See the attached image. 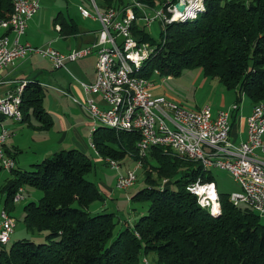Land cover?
<instances>
[{"label":"trees","instance_id":"16d2710c","mask_svg":"<svg viewBox=\"0 0 264 264\" xmlns=\"http://www.w3.org/2000/svg\"><path fill=\"white\" fill-rule=\"evenodd\" d=\"M88 1V0H87ZM99 10H120L127 0H93ZM160 7L165 0H136ZM193 18L170 21L160 27L158 39L133 21L132 36L153 46L142 62L140 76L178 75L183 69L199 68L214 77L225 90L252 104L264 102V0H199ZM13 0H0V18L9 16ZM135 16L139 12L134 9ZM59 32L72 33L74 22L57 13ZM4 31L3 34H5ZM1 34V33H0ZM43 89L26 82L21 94V120L27 111L46 129L50 119L41 105ZM134 131L94 127L91 143L96 154L117 163L139 160L144 186L129 201L147 202L131 226L113 235L116 224L111 212L91 213L89 204L102 201L95 182L85 176L91 170L87 155L76 149L59 150L31 165L30 170L11 169L2 186L3 209L21 185L41 192L37 200L22 206V223L30 234L44 233L43 240L28 238L0 244V264H264V224L245 205H233L228 193L216 192L219 211L201 208L185 186L197 177L212 182L194 161L161 147H150L139 156ZM6 211V210H5ZM7 212V211H6ZM147 264V261H146Z\"/></svg>","mask_w":264,"mask_h":264},{"label":"built area","instance_id":"2783aa9c","mask_svg":"<svg viewBox=\"0 0 264 264\" xmlns=\"http://www.w3.org/2000/svg\"><path fill=\"white\" fill-rule=\"evenodd\" d=\"M40 0H13L8 17L0 18V31L14 35L9 43L6 34H0V71L12 64L17 58L28 54H38L46 58L52 68H64L65 63L84 58L95 50L94 79L91 82H80L86 94L82 103H78L92 122H98L114 131H134L138 135L136 142L139 156L146 155L152 147L194 161L203 172L210 168H218L230 174L238 186L236 192L228 194L233 205H245L258 215H264V163L256 155V149L264 151L261 136L264 133V102L252 104L246 117V137L237 144L229 140V111L237 107L234 103L228 109H219L211 113L208 106L195 110H186L166 101L161 95H152V83L140 76L142 62L152 53L153 46L148 42L137 41L130 32L133 21L141 22L145 27L153 21L163 26L170 21L193 18L196 10L201 9L199 0H165L160 7H148L132 0L120 9L108 7L99 10L93 0H88L100 28L95 42L59 52L48 46H31L19 44L17 37L26 27L27 20L37 11ZM175 3L183 5L177 10ZM134 9L139 12L136 17ZM148 10L149 14L146 13ZM82 17L89 15L82 7H78ZM152 73L158 75L156 69ZM0 78V117L21 120V94L26 84L20 81L14 87L3 86ZM97 96L100 103H96ZM9 131L0 125V168L9 172L13 159L5 153L4 143ZM93 148L92 143H89ZM95 152V151H94ZM96 153V152H95ZM110 167H117V161L105 158ZM140 166L139 160L135 162ZM136 179L133 170L118 173L115 178L116 189L130 187ZM185 190L196 197L201 208L211 214L219 211L217 194L213 182L201 181L197 177L185 186ZM212 193V195L210 194ZM18 187L12 201L21 199ZM14 226V219L2 208L0 210V244L9 241ZM143 263L146 261L143 259Z\"/></svg>","mask_w":264,"mask_h":264},{"label":"rangeland","instance_id":"374dc122","mask_svg":"<svg viewBox=\"0 0 264 264\" xmlns=\"http://www.w3.org/2000/svg\"><path fill=\"white\" fill-rule=\"evenodd\" d=\"M61 6V11L63 9H67V13L73 15L75 18V22L78 27H98L99 22L92 18L95 16V11L87 0H56ZM128 2L132 0H127ZM80 5V6H79ZM78 6L82 7L86 13L89 15L88 17L80 18L78 16ZM156 8V7H155ZM66 13V11H65ZM149 14L148 10L146 11ZM140 25L141 22H138ZM27 24V23H26ZM146 33L153 38L154 40L158 39L160 27L157 21H153L148 26L144 27ZM40 31L39 33H41ZM95 50L93 49L87 57H95ZM40 56V55H39ZM86 57V56H85ZM84 57V58H85ZM83 58V59H84ZM96 58V57H95ZM84 60H77L72 62H67L65 64L67 70L63 68L53 69V71H58L62 73V80L66 85V89L68 90V94L75 95L73 91H71V85H78V81L83 79L82 75L77 71L72 69V66L81 63ZM95 61V60H94ZM47 68V65H46ZM195 73H198L195 76ZM79 80H77V79ZM204 79V82H202ZM148 80L152 83L153 87L151 89L152 95H161L166 101L178 105L186 110H195L201 106H210L213 108L218 106L220 103V97L230 95V91L224 89V87L218 82V80L214 77H205L202 75L199 68L191 67L183 69L178 75H164L158 74L155 75L151 72ZM47 92H51L49 88H44L41 105L42 107H46L47 104ZM220 93L222 95H220ZM96 103H98L99 99L97 96H93ZM67 101H64L65 107V119L75 121L73 116L70 114V111L75 113V117L78 121L81 118L87 119L90 121L88 114L85 115V110L79 105L71 102L69 98H65ZM226 99V98H224ZM62 102V101H61ZM76 109V110H74ZM85 112H84V111ZM77 111L80 113H77ZM32 116V115H31ZM34 119V117L32 116ZM9 119V118H7ZM11 121V120H10ZM33 121V120H32ZM38 123L39 121L35 119ZM79 131L83 140V144L81 145L82 152H84L91 162V170L85 176L87 179L96 183L99 186V183L103 184L107 188H109L110 196L103 195L102 201H94L89 204L88 209L91 213L95 212H111L114 214V219L116 224L113 229V235L124 225L131 226L133 222L138 218V216L144 212L147 207V202H138V201H129V197L135 193L137 190L144 186V182L142 179V168L140 166H136L133 162L120 161L117 167H110L105 160L98 156L93 149L90 148L89 143L91 141V134H88L89 127H82L81 123L79 124ZM95 127L101 126L100 123L95 122ZM23 130V131H21ZM44 134L29 132L27 128H25L24 124H21V129L18 132L15 130L14 133L8 136L5 141V146L8 148L9 152H12V147L16 146L20 147V149H24L21 153H16V156H23V158L28 165L18 164L19 167H13V169H26L30 170L29 163H33L31 160L40 152L46 149H49V146H53L56 143L54 139H49L47 137L42 136ZM30 137L33 138V141L30 140ZM81 151V150H80ZM15 155V154H14ZM19 160V158H18ZM41 158L36 161L39 162ZM126 170H133L136 179L134 183L126 188V189H116L114 187L115 178L118 173H124ZM212 176V182L214 184L216 192L223 193H232L238 190V186L236 182L232 179L230 174L224 170L218 168H210L208 170ZM9 172L0 168V209L3 206L4 200V191H2V186L4 183L9 180L10 176ZM21 199L13 201L12 209H9V215L14 219L15 227L14 231L18 234V238H28L34 240L35 242H39L43 240V234L35 233L34 235H30V233L24 230V225L22 223V206L30 200H37L41 195V192L33 187L27 185H21ZM36 193V194H35ZM259 220L264 224V215H260ZM22 230V235L19 231ZM24 234V235H23ZM37 235V236H36ZM11 242V241H10ZM7 242V245L10 244ZM147 264H153L154 254L148 253L145 255Z\"/></svg>","mask_w":264,"mask_h":264},{"label":"crops","instance_id":"0c3cea01","mask_svg":"<svg viewBox=\"0 0 264 264\" xmlns=\"http://www.w3.org/2000/svg\"><path fill=\"white\" fill-rule=\"evenodd\" d=\"M61 6L62 5H60L56 0H40L38 2L37 11L27 20L26 22L27 24L23 33L17 37V42L19 44L28 43L31 46H44L47 44L48 46L54 48L59 52H66L72 48L89 45L95 42L100 25L94 28L78 27L77 23L75 22L76 20L74 18L75 17L74 14H76V12L73 15L68 14L66 8L65 9L62 8L63 10L62 12ZM57 13H61V15L69 17L76 25L75 27L76 30L69 34L60 33L58 24L53 23V19ZM77 13L80 18H83L79 14V12ZM40 31L42 32L39 33ZM2 32L4 31H0V33ZM5 34L9 40V43H11V41L14 38L13 33L5 32ZM87 56L84 59L83 58L81 59L84 61H82L77 65L72 66V69L80 73L83 77V79L81 80L76 78L77 80H79L78 85H71V91H73L75 95L68 94V90L65 88L66 85L62 80V73L55 70L53 71L54 68L51 67L50 62L46 58L39 56L38 54H28L23 58H17L13 61L12 64H8L0 71V78L2 81L5 82L3 86L14 87L20 81L25 80L26 82L32 81L38 83V85L42 87L43 90L45 87L51 90V92H47V98H46L47 104L46 107H43V109L45 110V112L47 113L50 119V125L48 126V128L38 129L37 127L39 126L40 123L39 122L37 123L35 121L36 117L32 114V112H30V110L27 111V117L24 120L22 119L20 121H14L10 118L7 119L5 117H0V125H3L7 128V130L9 131L8 136L12 135L15 130L18 132V130L21 129V124H24L25 128H27L29 132H33L36 134L42 133L44 134L42 136L47 137L49 139H54V142L56 144L53 146H49V149L40 151L31 160L33 163H29V167L34 163H38L36 161H38L40 158L42 160L43 158L59 150L76 148L82 151L80 146L84 144L79 131V127H80L79 124L81 123L82 127L88 126L89 127L88 134H90L92 122L91 120L88 121L87 119L84 118H81V120L78 121L74 116L75 113L71 111L70 114L73 116L72 118H74L75 121L72 122L71 120H66L65 119L66 116H64L66 113L64 107V101L65 100L67 101V99L65 98L70 99V97H71L70 101L76 104L82 103L84 101L86 94L83 92L79 83L91 82L94 79V60L96 55L95 57H87ZM70 64H73V62ZM63 69L67 70L66 66ZM197 74L198 73H195V76ZM202 82H204V79H202ZM220 95L222 94L220 93ZM98 103L100 102L98 101ZM234 103L237 105V107L233 110H230L229 109L230 106ZM251 106L252 103L243 96H241L239 101H235L234 94L231 91H230V95H227L226 97L224 96L220 97V103L218 106H215L213 108L210 106L211 113H215L219 109L230 110L229 111L230 129H229L228 137L229 140L234 144H237L245 140L246 117L250 112ZM77 113L79 112L77 111ZM31 115L34 117V119L32 118ZM30 140L33 141V138L30 137ZM5 143H4L5 153L13 159L15 167H19V165L15 163H19L25 166L28 165L25 164L26 162L23 161L24 160L23 158H21L24 157V155L19 157L16 156V153H21L24 149H20V147H17L15 144V146L12 147V152L10 153L8 148L5 146ZM261 143L264 146V133L261 136ZM255 152L257 158L264 163V151H260L259 149H256ZM8 174L9 176H11L10 172ZM97 187L103 195H108V196L111 195L110 194L111 190L106 186H104L103 184L99 183V186ZM12 206H10V208L8 207L5 209L8 214H9V209H12ZM2 208L3 206L1 207V209ZM14 227H15V223L12 232L9 235L8 242L20 239L18 238V236H16L18 232L16 233V231H14ZM22 232L24 231L22 230L19 231L21 235Z\"/></svg>","mask_w":264,"mask_h":264},{"label":"water","instance_id":"95a60500","mask_svg":"<svg viewBox=\"0 0 264 264\" xmlns=\"http://www.w3.org/2000/svg\"><path fill=\"white\" fill-rule=\"evenodd\" d=\"M175 7L177 10L181 11L183 9V5L179 3H175Z\"/></svg>","mask_w":264,"mask_h":264},{"label":"bare ground","instance_id":"6f19581e","mask_svg":"<svg viewBox=\"0 0 264 264\" xmlns=\"http://www.w3.org/2000/svg\"><path fill=\"white\" fill-rule=\"evenodd\" d=\"M212 195V193H210Z\"/></svg>","mask_w":264,"mask_h":264}]
</instances>
